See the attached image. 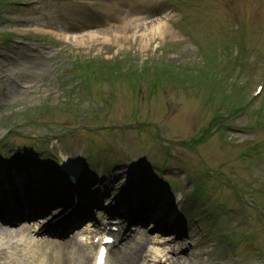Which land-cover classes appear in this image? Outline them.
<instances>
[{
  "label": "rangeland",
  "instance_id": "374dc122",
  "mask_svg": "<svg viewBox=\"0 0 264 264\" xmlns=\"http://www.w3.org/2000/svg\"><path fill=\"white\" fill-rule=\"evenodd\" d=\"M128 1L0 0V153L51 149L57 162L53 183L46 167L33 169L32 185L43 187L29 200L18 190L0 212L25 208L36 217L62 207L82 226L118 210L116 232L139 217L143 242L152 232L187 237L151 243L165 256L145 264L174 255L181 264H264L263 210L231 196L242 187L264 206V129L247 130L264 122V0H136L129 12ZM125 19L167 26L118 37L112 29ZM213 116L223 127L212 130ZM86 140L104 149L93 154L100 167L85 163ZM9 174L0 168V181ZM145 174L159 185L142 188ZM69 193L77 212L67 202H34ZM6 245L0 264L32 261Z\"/></svg>",
  "mask_w": 264,
  "mask_h": 264
},
{
  "label": "bare ground",
  "instance_id": "6f19581e",
  "mask_svg": "<svg viewBox=\"0 0 264 264\" xmlns=\"http://www.w3.org/2000/svg\"><path fill=\"white\" fill-rule=\"evenodd\" d=\"M133 1H135V0H131L130 2H133ZM110 7H112V5H110ZM130 10H132L133 11V7L132 6H130L129 7V10H128V12L130 11ZM21 22H26L25 20H21L20 21V23ZM158 23L156 24V25H154V26H152V29H153V31H157L158 33H162L164 30H166V24L165 23H162V20H159V21H157ZM160 22V23H159ZM120 29H119V28ZM114 28H116L117 30H115L116 32H114V34L116 33L117 34V36L118 37H120L121 35L123 36V33L122 32H124L125 33V30H127V29H130V30H132V31H134V32H136V30H139V29H142L143 31L145 30V31H152V29H149L147 26H145L144 24H142V23H140L139 22V20H132V19H129V20H127V19H125L123 22H122V24L120 25V26H114L113 27V29L112 30H114ZM110 29V28H109ZM63 36H65V37H68V36H66V35H63ZM83 36V34L82 35H78V36H76V35H72V36H70V37H74V40L75 39H80L81 37ZM14 215H16V216H18V214H14ZM6 216H10V215H6ZM29 225H23V227H25V228H27ZM0 234H2V233H0ZM78 234V233H77ZM76 234V235H77ZM3 239L4 238H2L1 236H0V245L1 244H3L2 243V241H3ZM162 240V239H161ZM10 241L9 240H7L6 239V243H9ZM68 246H70V244L68 245ZM80 246H78L76 249H74V251H78V250H80ZM63 249L64 248H62V246H56L55 247V250H57V251H51L52 253L50 254V257H51V259H54V258H57L58 259V257L60 256L59 254L60 253H65L64 251H63ZM66 252H70V251H73V249L72 248H66V249H64ZM184 251V248H182V250L181 251H179V252H183ZM91 252V251H90ZM156 253H157V255H155V256H163L164 254V252H159V251H156ZM80 257L81 258V254L80 253H77V257ZM79 261H80V259H79ZM182 261H183V258L181 257V256H179V255H174V257H167V258H165V260H164V262H166L167 264H181L182 263Z\"/></svg>",
  "mask_w": 264,
  "mask_h": 264
}]
</instances>
